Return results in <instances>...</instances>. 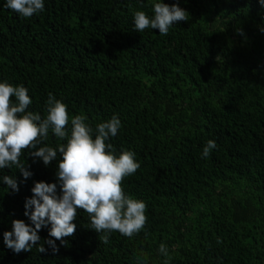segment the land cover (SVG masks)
<instances>
[{"label": "trees", "instance_id": "16d2710c", "mask_svg": "<svg viewBox=\"0 0 264 264\" xmlns=\"http://www.w3.org/2000/svg\"><path fill=\"white\" fill-rule=\"evenodd\" d=\"M154 2L44 0V11L25 19L0 0V82L27 88L26 111L42 118L53 94L70 117L85 115L94 133L116 115L122 126L107 143L117 156L134 152L140 164L122 187L147 205L146 224L132 238L112 232L102 243L78 209L65 244L49 237V225L38 232L45 253L36 246L16 254L3 233L13 220L34 227L25 200L35 182L58 185L62 159L45 166L25 150L29 178L0 169V264H164L161 243L169 264H264V7L259 0H162L189 19L167 35L135 31L133 13L152 17ZM209 140L217 148L202 158ZM59 143L66 141L50 131L39 146Z\"/></svg>", "mask_w": 264, "mask_h": 264}, {"label": "clouds", "instance_id": "9594fccd", "mask_svg": "<svg viewBox=\"0 0 264 264\" xmlns=\"http://www.w3.org/2000/svg\"><path fill=\"white\" fill-rule=\"evenodd\" d=\"M259 3L264 7V0ZM6 7L27 19L44 11V0H6ZM152 11V17L144 11L133 13L135 31L151 28L167 35L175 22L189 19L188 12L177 4L168 5L162 0L152 4ZM237 32L243 35L242 30ZM31 104L27 88L0 82V169L15 167L27 179L32 173L20 159L25 150L45 166L59 154L62 159L56 178L60 194H57L56 183L35 182L32 197L26 198L24 204V215L34 227L23 220H13L12 231L3 233L4 245L16 254L30 252L36 246L39 253H45L38 232L49 225V237L65 244L63 238L72 236L76 230L73 221L77 219L78 209L88 214L91 229L103 233L100 241L104 244L109 243L112 232L128 238L139 234L147 221V205L126 195L122 182L134 174L140 164L136 162L134 152L122 150L117 156L113 145L107 143L117 136L122 126L120 119L113 115L97 124L94 133L85 115L70 117L67 105L51 93L46 101V117L26 111ZM69 122L70 133L67 130ZM50 131L66 143H59L55 148L46 144L39 146L48 140ZM216 148L215 141H207L202 158H208ZM33 149L35 151H31ZM2 179L8 188L18 192V183L13 177L5 175ZM54 240L45 241L53 254L59 250ZM158 251L166 257L164 264H169L171 257L165 244L161 243ZM138 264H144V261L138 258Z\"/></svg>", "mask_w": 264, "mask_h": 264}]
</instances>
